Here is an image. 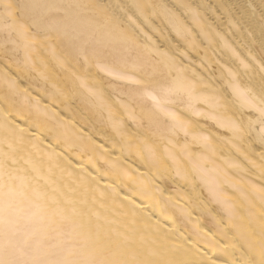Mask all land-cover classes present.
Masks as SVG:
<instances>
[{"label": "bare ground", "instance_id": "obj_1", "mask_svg": "<svg viewBox=\"0 0 264 264\" xmlns=\"http://www.w3.org/2000/svg\"><path fill=\"white\" fill-rule=\"evenodd\" d=\"M0 264H264V0H0Z\"/></svg>", "mask_w": 264, "mask_h": 264}]
</instances>
